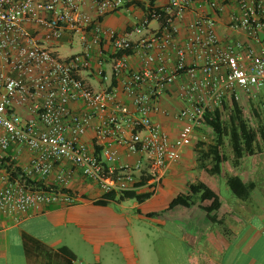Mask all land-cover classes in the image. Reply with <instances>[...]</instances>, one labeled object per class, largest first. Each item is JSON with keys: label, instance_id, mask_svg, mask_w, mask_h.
<instances>
[{"label": "built area", "instance_id": "built-area-1", "mask_svg": "<svg viewBox=\"0 0 264 264\" xmlns=\"http://www.w3.org/2000/svg\"><path fill=\"white\" fill-rule=\"evenodd\" d=\"M228 6V29L257 48L219 36ZM129 9L140 13L129 29L103 24ZM173 88L171 110L162 104ZM262 88L264 0H0V158L26 151L24 174L59 190L79 172L104 195L155 194L208 111ZM163 119L179 125L169 132ZM79 201L0 168V228Z\"/></svg>", "mask_w": 264, "mask_h": 264}, {"label": "crops", "instance_id": "crops-1", "mask_svg": "<svg viewBox=\"0 0 264 264\" xmlns=\"http://www.w3.org/2000/svg\"><path fill=\"white\" fill-rule=\"evenodd\" d=\"M155 2L161 5L167 0ZM232 8L228 6L218 18L219 36L257 48L244 34L228 29L227 16ZM122 12L130 14L133 22L122 25L121 31L129 29L140 16L137 9ZM114 15L103 19L106 27L112 28L109 21ZM237 95L250 125L259 132L255 154L243 157L239 164L234 165L230 152V155L226 154L228 161L222 165L221 174L211 176L204 170H196L193 150L186 148L192 154L189 170L198 172L201 178L207 175L213 179L212 185L203 183L220 200L219 210L213 213L215 221H210L198 206L168 210L170 202L180 193L167 201H164L163 194L169 188L179 186L181 178L189 171L179 167L180 155L165 171L158 191L144 203L137 202L131 206L133 216L128 213L126 218L109 212L111 204L116 202H109L106 206L96 204L104 194L75 172L70 186V190L80 198L75 206L45 207L20 222L3 218L0 264H264V88L253 96L243 91H237ZM178 103L176 88H173L162 105L173 110ZM258 110L261 117L256 120L253 115ZM162 121L169 132L179 125L168 119ZM199 134L200 128L195 130V140ZM86 142L98 151L101 148L95 143L92 132L87 134ZM11 150L13 155L16 154L13 148ZM136 160V156L128 159L131 163ZM17 162L22 168L27 165L26 151L18 154ZM230 176L239 177L243 184L253 186L246 199H237L231 193L226 184ZM219 179L224 180L227 191L231 193L225 200L219 193ZM194 182L186 181L183 185L187 190ZM159 201H163L161 209L146 213L140 211L142 205ZM117 204L121 206L122 203ZM147 214L154 215L146 217ZM143 218L149 220L147 229H141L137 223V219ZM122 241L123 251L120 249Z\"/></svg>", "mask_w": 264, "mask_h": 264}, {"label": "trees", "instance_id": "trees-1", "mask_svg": "<svg viewBox=\"0 0 264 264\" xmlns=\"http://www.w3.org/2000/svg\"><path fill=\"white\" fill-rule=\"evenodd\" d=\"M151 5H153V1H151ZM139 6L145 11L143 5L139 4ZM253 117L256 120L260 119L259 110L254 112ZM203 127L210 130L212 140L208 144L196 140L195 153L198 155L196 162L200 170H204L211 176L220 175L222 165L228 161V156L225 153L226 144L233 154L234 165L239 164L243 157L253 156L256 152L259 132L250 125L244 108L233 96H228L218 108L205 114ZM12 156L13 151L10 148L6 152V156L0 158V168L7 171L12 180H18L32 191H61L74 197L77 196L70 189L59 190L51 184L28 178L17 160L12 159ZM226 184L237 199H246L253 188L252 185L243 184L239 177L233 176L227 178ZM151 196L152 194L149 192L110 193L103 195L100 200L96 201V204L106 206L109 202L124 203L130 200H135L141 204L150 199ZM193 206H198L206 213L210 221H215L213 213L219 210L220 200L206 184L197 180L188 186L185 193H180L170 202L168 210L176 207L190 208ZM153 215L147 214L146 217H152Z\"/></svg>", "mask_w": 264, "mask_h": 264}, {"label": "rangeland", "instance_id": "rangeland-1", "mask_svg": "<svg viewBox=\"0 0 264 264\" xmlns=\"http://www.w3.org/2000/svg\"><path fill=\"white\" fill-rule=\"evenodd\" d=\"M133 22V19L132 17L130 16V14L126 13V12H122V13H117L115 14L111 20L109 21V26H111L112 28L114 29H118V31H121L120 28L121 26H125V24L127 23H132ZM68 49L66 47V45L64 46L63 48V53H67ZM98 85L94 82V87H97ZM247 116H249L247 114ZM200 137H198L197 140L203 142V143H210L211 140H212V134L210 132L209 129H207L206 127H201L200 128ZM195 144H196V140L193 141L192 145L190 147H188V149L190 148V150L192 149V153L194 155V159H197V154L195 153ZM230 149L228 146H225V153L230 155ZM192 154L188 153V150L187 149H184L181 153H180V165L179 167L184 169V170H189V159H190V156ZM196 163V164H195ZM193 166H195L196 170H199L198 166H197V162L194 161V164ZM182 180V183L179 184V186H177L176 188L174 189H177V190H174L172 188H169L167 191H165V193L163 194V196L165 197V200L164 201H167V200H171L175 194L177 193H185L187 190L186 188L184 187V182L186 181H196V180H199L201 182H205L209 185H212L213 184V179H211L210 176H203L202 178L199 177L198 175V172L196 171H187L186 174H184L183 178H181ZM180 182V181H179ZM219 193L222 197V199H226L228 196L231 195L230 191H227L226 189V186H225V183H224V180L222 179H219ZM162 202L163 201H159V203H156V202H153V203H147L145 205H142L140 207V211H142L143 213H146V212H150V211H153V210H159L161 209V207H163L164 205H162ZM137 202L135 200H130V201H127V202H124L120 205H118L117 203H112L111 204V209L109 210V212H115L116 214L120 215L121 217H128L127 214L129 213L131 216H133V211L130 209L131 206H133L134 204H136ZM161 203V204H160ZM137 223L138 225L141 226V229H147V227H149V220L148 219H137ZM127 229V228H126ZM122 236L124 235V229L122 228ZM145 231V230H143ZM160 232H158L159 234ZM157 234V233H155ZM160 242V241H159ZM157 245H159V243L156 242ZM159 248V247H158ZM121 251H123L125 249V246H124V243L122 241V245L120 247Z\"/></svg>", "mask_w": 264, "mask_h": 264}]
</instances>
